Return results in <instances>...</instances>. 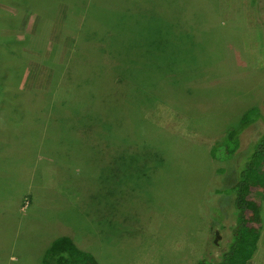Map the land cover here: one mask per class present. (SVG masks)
Returning <instances> with one entry per match:
<instances>
[{
	"label": "rangeland",
	"instance_id": "1",
	"mask_svg": "<svg viewBox=\"0 0 264 264\" xmlns=\"http://www.w3.org/2000/svg\"><path fill=\"white\" fill-rule=\"evenodd\" d=\"M91 2L107 6L109 13L86 7L82 0H0V122L5 120L4 82L26 93L53 94L45 102L27 97L29 105L48 112L40 144L21 135L9 139L0 129V264L38 263L48 244L60 236L71 237L99 264L218 262L230 242L235 211L227 229L216 232L210 217L219 227L225 208L218 203L222 197H207L213 174L210 149L239 125L244 113L262 105L264 33L258 0H193L208 21L180 23L179 31L187 29L177 35L172 25L154 20L152 10L133 0ZM61 9L65 17L72 12L73 18L85 21L91 14L96 23L79 32L76 23L58 19ZM192 26L206 29L200 32ZM80 44L84 55H73ZM69 49L71 59L62 62ZM103 65L116 74L117 83L128 84L129 131L138 122L141 145L155 133L169 146L151 147L161 145L155 142L130 151L126 145L110 150L93 139L99 149L78 147L83 154L74 160L82 166L50 158L47 154L60 135L57 117L50 120L55 114L51 110L72 113L82 137L86 126L99 122L86 100L76 96L84 98L83 85L96 89V74ZM41 68L52 71L51 79ZM87 79L93 83H85ZM105 79L102 82L109 84L111 77ZM52 123L54 134L49 136ZM259 125L247 132L245 143L255 141L264 126ZM93 128L99 132L102 126ZM63 149L70 157L77 153ZM55 151L60 153L57 147ZM15 152L25 158L12 159ZM105 166L112 175L107 184L100 179ZM232 183V177L223 181ZM257 198L264 206V195ZM259 244L250 264H264V224ZM23 256L29 260L20 261Z\"/></svg>",
	"mask_w": 264,
	"mask_h": 264
},
{
	"label": "trees",
	"instance_id": "2",
	"mask_svg": "<svg viewBox=\"0 0 264 264\" xmlns=\"http://www.w3.org/2000/svg\"><path fill=\"white\" fill-rule=\"evenodd\" d=\"M82 2L86 7L109 13L105 5L99 4L104 7H97L98 4L96 5L94 2H91V0H82ZM133 2L139 4V6L141 5L142 7L152 10L153 12L150 13V15H152L154 20H160L163 23L165 22L172 25L176 35L181 32L186 33L185 30L187 28H183L184 30L179 31L180 23H205V20L208 21L206 12L203 14L199 7L194 4V2L197 4L196 0H194V2L193 0H133ZM189 2L190 5L186 10L185 4ZM263 2L264 0H258L257 14L264 33ZM72 14L71 12V16H69L67 20V25H70V22L76 23V28H79V32L87 28L89 23H96L92 22L94 18L91 14L87 16L86 21L75 19ZM192 28L199 29L200 32H204L206 29L205 27L194 26H192ZM84 52L85 49L80 44L77 49H75L74 55H84ZM105 70L107 72L102 75L101 73ZM98 71L96 75H98L97 80H99V85H97L96 89L91 91L89 86L83 85L81 88H84L85 91L84 98L79 95L76 97L78 100L81 98V101L86 100L87 103L84 102V104L89 106V110L97 115L96 120L99 122L86 126L89 129L83 131L85 132V136L82 137L77 133L79 125L78 121L74 120L72 113L67 111L56 113V111L51 110L50 114H55L50 120L57 117L55 121L57 125H55L60 135L58 137L59 140L56 141V145L53 146V152L51 155H47L55 160H67L69 163H77L78 161L74 159L76 156H79L78 153L83 154V149L80 150V148L88 147L86 149L92 150L100 148L99 144L93 145L90 142L93 141V139L98 140L110 150L126 145V151H130L128 148H138L141 146L149 147L155 142L156 144L160 142L161 145L151 147H168V143L162 144V140L165 139H162L160 137L161 135L159 136L155 133H149L148 143L141 145L139 139H143L144 136L140 133L138 122L136 124V129L131 131L128 129V124L125 123V121L130 118L128 112L129 105L126 103V92L129 90L126 86L128 84H124L126 81L117 83L116 74H114L112 70H108L104 65L102 68H99ZM3 72L5 71L3 70ZM57 77L58 73H55L54 79H57ZM106 77H111L109 84H104L102 82V80H106ZM121 82L124 87L118 85ZM85 83L91 84L93 82L87 79ZM6 85L7 83L4 82L1 86V91H3L2 98L5 101V104L1 105V108L5 112V120L0 122L1 131L4 132L9 139L12 138V136L21 135L25 141H32L33 145L36 142L37 145L40 144L42 136L45 134L43 123L48 122L47 120L49 119L46 117L48 112L46 108L40 111L37 110L35 106L29 105L27 97L39 96L41 97V101L45 102V97H53V94L41 91L26 93L22 90L8 88ZM137 89L142 92L140 88ZM137 89L136 91L139 92ZM72 92L76 94L77 89H74ZM113 96L116 97V102L112 104ZM33 99L39 101L37 98ZM55 104H57V102H55ZM54 107H56V105ZM135 111L136 110L133 112L135 113ZM69 114L72 116H69ZM65 119H69V121L65 123ZM54 120L55 118L52 122ZM259 124L264 125V95L261 108L255 107L244 113L239 125L228 130L226 135L218 139L210 149L212 160L211 170L213 174L207 197L215 200L218 196L222 197L220 200L218 199V203L220 202L222 208H225L224 219L219 227L216 226V221L210 217L212 220V227L216 229V232L225 231L228 226L227 222L230 219V215L232 211H235L234 227L231 229V239L227 245V249L218 262H210L208 259H202L195 264H250L260 247L261 231L264 224V206L261 199L257 198V195H264V126L263 128L261 127L262 130L260 129L261 131L254 142L251 144L245 143L247 132L253 127L258 128L260 126ZM52 126L53 123L49 126L47 131L49 136L54 134V128H52ZM93 126H102L101 131L98 132ZM47 138L50 141L52 140L51 137L47 136ZM7 141L9 140H5V143H7ZM56 147L60 150V153L55 151ZM63 147L69 150H77L76 155H72V157H70V155H65L62 153V151H64ZM78 147L80 148L78 149ZM249 147L250 149L247 151ZM0 155H3L2 151H0ZM10 156L12 159H17L18 156L25 158L22 152H15V155ZM96 160L98 161V158H96ZM79 164L82 166L81 163ZM97 166L98 165H96L95 168ZM114 168L117 171V168L112 161H110L109 169H111L112 174L117 177ZM103 169L105 173H102L100 179L103 182L106 180L107 182L105 184H107L109 180H112V175L108 174L106 166ZM230 177L233 178V183L231 185H223V181ZM131 191L134 193L135 197H137L138 194L133 190ZM113 195L116 197L115 193L108 194L109 197ZM121 195L123 196V193H121ZM109 197L107 200L112 201ZM34 199H36V197H34ZM27 201H29L31 205L33 203V197H27ZM105 202L106 199L103 204L107 206ZM99 205L101 206L102 203L100 202ZM208 205L211 208L210 201ZM211 214L215 217L214 212H211ZM25 259L29 260V257L23 256L20 261ZM7 263L8 260L3 264ZM34 263L99 264L97 258L92 253L78 247L74 240L68 236L54 238L45 248L42 260L38 263L34 261Z\"/></svg>",
	"mask_w": 264,
	"mask_h": 264
},
{
	"label": "crops",
	"instance_id": "3",
	"mask_svg": "<svg viewBox=\"0 0 264 264\" xmlns=\"http://www.w3.org/2000/svg\"><path fill=\"white\" fill-rule=\"evenodd\" d=\"M69 9H70V7H69ZM61 11H62V9L60 10V13H59V15H58V19L60 20V19L64 18V19H65V22H63V23L65 24V23H67V20H68L69 16H71V12H69V14H67V16L65 17V14H63V13H65V12L62 11L63 13H61ZM72 15H73V14H72ZM59 23H60V22H59ZM67 46H68V45H67ZM74 51H75V46H74V49H73V55H74ZM66 54H67V55H66V57H64V58L62 59V62H65V61L70 57V49H69V51H68ZM71 55H72V53H71ZM69 59H71V58H69ZM40 73H43V74H45V75L47 74V76L49 77V79H51V76L53 75L51 70H49V69H45V68H41ZM54 76H55V74H54ZM54 76H53V79H54Z\"/></svg>",
	"mask_w": 264,
	"mask_h": 264
}]
</instances>
